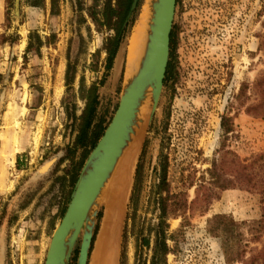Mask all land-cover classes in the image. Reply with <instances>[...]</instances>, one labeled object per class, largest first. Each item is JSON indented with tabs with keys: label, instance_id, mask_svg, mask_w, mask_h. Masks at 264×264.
Instances as JSON below:
<instances>
[{
	"label": "rangeland",
	"instance_id": "obj_1",
	"mask_svg": "<svg viewBox=\"0 0 264 264\" xmlns=\"http://www.w3.org/2000/svg\"><path fill=\"white\" fill-rule=\"evenodd\" d=\"M143 1L107 72L103 46L114 32L98 30L90 16L91 0H0V264H45L53 234L94 150L88 148L84 159L87 150L74 147L79 117L96 84L94 125L105 127L112 120L125 82L129 37ZM171 33L172 73L164 79L153 116L152 102H144L135 130L138 146L130 167L118 264L138 168L144 176L140 215L147 224L156 223L154 191L163 146L171 190L188 199L186 214L169 220L177 241H168V264H226L221 238L211 232L210 221L225 215L251 223L262 216L264 115L255 107L263 102L257 84L264 75V0H178ZM223 120L231 129L228 134ZM125 151L96 207L88 264L97 262L103 219L125 173L129 149ZM240 163L249 167L254 186L216 188L217 197L206 204L204 193L214 188L210 170L218 166L233 180ZM240 232L245 260L250 259L264 246V232L259 240L249 225ZM80 243L81 238L68 264L78 263ZM135 253L131 237L125 264H135Z\"/></svg>",
	"mask_w": 264,
	"mask_h": 264
},
{
	"label": "trees",
	"instance_id": "obj_2",
	"mask_svg": "<svg viewBox=\"0 0 264 264\" xmlns=\"http://www.w3.org/2000/svg\"><path fill=\"white\" fill-rule=\"evenodd\" d=\"M92 7L90 16L97 26L99 31L107 30L113 31L114 35L105 40L103 49L107 53L106 71L109 72L114 65L115 58L119 48L125 40L133 21L124 28L128 15L130 14L133 0H91ZM141 2L138 5L140 8ZM173 34L170 35L172 42ZM32 43H29L27 52L31 51ZM170 64L167 67L166 78L169 73H172ZM105 79L101 81L103 84ZM98 86L94 84L90 89L89 99L86 107L79 117L78 134L75 139L74 147L84 148L87 150L94 149L98 141L103 136L106 128L100 125H94L98 108ZM257 88L263 94L262 101L256 107L257 113L264 115V75L258 80ZM75 118H73L74 120ZM223 131L228 134L231 129L224 125ZM163 146L160 153V175L159 183L155 186L154 191V209L153 213L156 214V223L147 224L140 215L141 199L143 194L144 176L142 171L138 168L135 173L134 185L132 187L131 195L129 198L128 212L123 228L122 234V252L120 264H125V251L127 243L131 237L136 241L135 264H168L167 257L172 252L168 241L175 239L174 234L170 233L169 220L177 218L180 215H185L188 208V199L185 193L174 194L171 190V184L168 179L169 173V157L164 153ZM84 150V151H85ZM89 150L85 152L84 159L89 154ZM146 146L143 147L141 157L144 155ZM264 157V156H263ZM238 172L233 180L223 176L215 166L210 170L213 179L212 189H207L204 193L203 201L208 204L211 199L217 197L215 189L226 190L229 188H244L254 186L253 174L250 172L249 167L243 164H237ZM76 179L74 182L76 183ZM262 196V216L261 219L247 223H237L231 217L225 215H216L211 222V232L215 233L221 238L223 255L226 264H234L237 261H242L243 264H264V246L262 249H256V253L245 260L246 250L243 246V234L240 232L241 227L249 225V232L254 240H259L264 232V192L260 193ZM100 217V215H99ZM177 241V240H176ZM177 246V244H176ZM150 252V258H149Z\"/></svg>",
	"mask_w": 264,
	"mask_h": 264
},
{
	"label": "water",
	"instance_id": "obj_3",
	"mask_svg": "<svg viewBox=\"0 0 264 264\" xmlns=\"http://www.w3.org/2000/svg\"><path fill=\"white\" fill-rule=\"evenodd\" d=\"M177 1L157 0L147 57L131 84L123 86L118 108L91 152L53 234L45 264H68L80 238L77 264H88L99 199L135 134L146 99L152 102L151 116L157 110L170 58ZM140 2L133 0L124 28L132 21Z\"/></svg>",
	"mask_w": 264,
	"mask_h": 264
},
{
	"label": "bare ground",
	"instance_id": "obj_4",
	"mask_svg": "<svg viewBox=\"0 0 264 264\" xmlns=\"http://www.w3.org/2000/svg\"><path fill=\"white\" fill-rule=\"evenodd\" d=\"M156 4H157V0H144L143 1L141 13L139 16V21H138L137 25L133 28V30L130 34V37H129V41H128L127 52H126V73H125L126 76H125V82H124L123 86L128 87L131 84V82L138 75L140 68L143 64V61L147 57V52L149 50V44H150V38L152 35V27L154 25V23H153V19H154V15H155V9L154 8H155ZM148 100L146 99V101L149 104ZM136 134L134 135L135 136L134 139L132 137V142L130 144L131 148H128V146H127V150L129 149V153L128 154L126 153L127 154V160H126V164L124 166L125 171L122 170L125 173H124L122 180L119 181V183L116 187V192H115V196H114L115 201H114L113 205L111 206L112 208H116L119 206L122 207L123 203L125 202V199L128 198L127 196H128V192H129L128 187H129L130 167H131V164L133 162V158L135 156V153L137 151V146H138V139H137L138 134L137 135ZM125 152H128V151H125ZM122 157H124V156H122ZM49 165L50 164H47L45 166V169H47ZM109 185L110 184H107L106 188L104 189V191L101 195V198H102L103 194H105ZM106 214H107V211H106ZM106 214H105V217H106ZM105 217L103 219V224H105L104 223ZM115 229H116V227H115ZM115 229H113V226H112V230H115ZM70 235H69V237H70ZM120 236H121V234H120ZM110 240H111V238H110ZM101 264H114L113 263V255L111 253L107 252V254L103 258Z\"/></svg>",
	"mask_w": 264,
	"mask_h": 264
},
{
	"label": "crops",
	"instance_id": "obj_5",
	"mask_svg": "<svg viewBox=\"0 0 264 264\" xmlns=\"http://www.w3.org/2000/svg\"><path fill=\"white\" fill-rule=\"evenodd\" d=\"M114 195H115V193L113 194V199H112V201L109 205V208L107 210V214H106V217L104 220L105 224L102 225L101 237H102L103 242H102V246H101V249L99 251V254L97 253V255H98L96 257L97 262L95 261L94 262L95 264H97L98 262L101 263L103 258L107 254V252H109L113 255V263L118 264L119 245H120V237H121L120 234H121V229H122L121 223L123 221V210H124L125 203L127 202V199L125 200L122 207L119 206L116 208H112L111 206L113 205V203L115 201ZM111 211H112V213H111ZM112 226H113V229H115V227H116V229L112 230L111 229ZM110 238H111V240H110Z\"/></svg>",
	"mask_w": 264,
	"mask_h": 264
}]
</instances>
